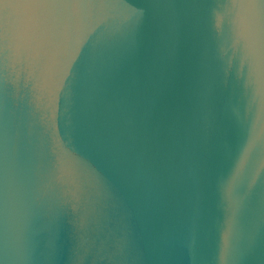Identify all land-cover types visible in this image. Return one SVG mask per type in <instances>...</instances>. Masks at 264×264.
I'll return each instance as SVG.
<instances>
[{"label": "water", "instance_id": "95a60500", "mask_svg": "<svg viewBox=\"0 0 264 264\" xmlns=\"http://www.w3.org/2000/svg\"><path fill=\"white\" fill-rule=\"evenodd\" d=\"M0 264H264V0H0Z\"/></svg>", "mask_w": 264, "mask_h": 264}]
</instances>
